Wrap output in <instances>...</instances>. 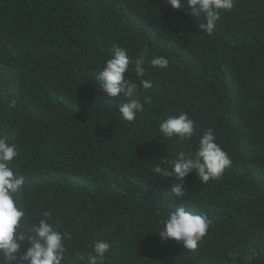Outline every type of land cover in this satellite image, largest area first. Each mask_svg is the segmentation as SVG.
<instances>
[{"label":"trees","instance_id":"1","mask_svg":"<svg viewBox=\"0 0 264 264\" xmlns=\"http://www.w3.org/2000/svg\"><path fill=\"white\" fill-rule=\"evenodd\" d=\"M183 2L0 0V135L16 133L22 200L53 211L66 264H84L77 253L97 239L111 243L105 264H264V0H235L212 34ZM113 44L153 83L134 97L148 98L134 121L95 78ZM181 112L196 122L190 142L159 130ZM209 128L233 163L207 183L190 174L176 197L154 163L194 152ZM181 204L213 220L195 250L156 233Z\"/></svg>","mask_w":264,"mask_h":264},{"label":"clouds","instance_id":"2","mask_svg":"<svg viewBox=\"0 0 264 264\" xmlns=\"http://www.w3.org/2000/svg\"><path fill=\"white\" fill-rule=\"evenodd\" d=\"M167 3L175 10L184 6L183 0H167ZM186 3L190 8L187 15L199 18L203 14L204 22H199L198 28L212 34L221 10H232L235 0H186ZM144 51L147 53V47ZM130 61L127 47L113 44L111 58L95 73L103 94L113 103L119 101L118 112L125 121H134L148 102V98L144 102L135 99L137 93L153 87L151 80L144 79L143 59H137L134 68H130ZM150 63L154 68L165 69L169 60L164 55H153ZM131 72L135 73V79L126 75ZM121 96L127 99L120 100ZM159 130L164 137L190 142L196 132V122L188 113L181 112L162 120ZM15 135H0V264H66L67 237L54 225L53 211L44 210L33 215L22 200L25 177L13 165L20 149L10 142ZM232 163L227 151L217 142L214 130L209 128L200 136L194 152H179L175 159L160 158L159 163H154L152 172L169 179L174 177L171 192L182 197L190 174L195 173L202 183H207L219 179ZM212 224L213 220L207 214L191 211L181 204L161 221L156 233L162 242L171 239L182 243L184 249L195 250ZM110 247L108 240L97 239L90 245L87 256L77 253L76 262L105 264Z\"/></svg>","mask_w":264,"mask_h":264}]
</instances>
